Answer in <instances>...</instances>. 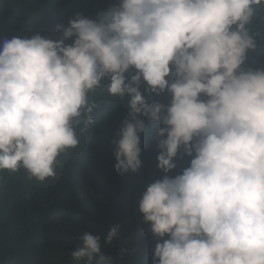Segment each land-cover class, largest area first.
<instances>
[{
	"label": "clouds",
	"instance_id": "1",
	"mask_svg": "<svg viewBox=\"0 0 264 264\" xmlns=\"http://www.w3.org/2000/svg\"><path fill=\"white\" fill-rule=\"evenodd\" d=\"M258 11L264 0H119L96 19L77 14L57 25L56 40L5 39L0 173L55 178L62 154L92 134L101 110L94 97L127 95L117 174L142 166L138 133L148 128L140 117L162 125L157 168L164 175L139 201L158 239L152 264H264V68L244 67L258 48L250 27ZM142 82L149 95L167 91L170 102H149ZM178 153L192 159L169 176ZM119 228L79 236L83 247L71 258L94 264L99 255L95 264H113L101 240L110 244Z\"/></svg>",
	"mask_w": 264,
	"mask_h": 264
},
{
	"label": "trees",
	"instance_id": "2",
	"mask_svg": "<svg viewBox=\"0 0 264 264\" xmlns=\"http://www.w3.org/2000/svg\"><path fill=\"white\" fill-rule=\"evenodd\" d=\"M118 3L119 0H0V47L5 39L13 37L39 34L56 40L61 35L57 25L68 26L77 14L96 19L98 12ZM250 27L259 33L258 48L248 53L244 67L264 68V13L258 11ZM65 43L71 44L72 40ZM145 88L142 82L140 91L149 102H170L167 91L149 95ZM106 95L98 93L94 97L101 110L95 114L92 134L81 138L78 149L62 154L63 166L57 167L55 178L29 181L23 169L14 174L0 173V264H86V260L76 261L70 255L83 247L78 237L84 233L103 236L117 224L120 228L113 241L109 244L101 240V254L111 258L113 264H152L158 239L150 231V224L144 222L139 201L147 186L164 175L157 168L156 137L162 125L153 127L147 117H140L148 128L138 133L142 166L135 173L117 174L116 141L124 121L130 119V97ZM181 153L169 176L189 166L192 157L180 158ZM98 259L99 255L94 256V264Z\"/></svg>",
	"mask_w": 264,
	"mask_h": 264
}]
</instances>
